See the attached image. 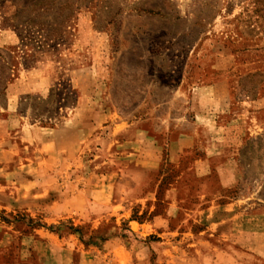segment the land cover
I'll use <instances>...</instances> for the list:
<instances>
[{
	"label": "rangeland",
	"instance_id": "374dc122",
	"mask_svg": "<svg viewBox=\"0 0 264 264\" xmlns=\"http://www.w3.org/2000/svg\"><path fill=\"white\" fill-rule=\"evenodd\" d=\"M263 180L264 0H0V264H264Z\"/></svg>",
	"mask_w": 264,
	"mask_h": 264
},
{
	"label": "crops",
	"instance_id": "0c3cea01",
	"mask_svg": "<svg viewBox=\"0 0 264 264\" xmlns=\"http://www.w3.org/2000/svg\"><path fill=\"white\" fill-rule=\"evenodd\" d=\"M222 83V81H217L214 82L213 86H211L210 88L212 89L213 93L211 95V100L213 101V104L210 106L209 110H219L222 108V102L226 101L224 95L219 94L217 92V86H219ZM214 87V88H213ZM200 89V88H199ZM224 104V103H223ZM135 142V146H136ZM138 144V143H137ZM142 147L139 146L137 149H135V155L138 156L139 162L143 164V166L145 168H150V169H154L155 166L159 163V161L161 160V154H162V150L164 149L163 146L157 144V142L155 141H146L141 143ZM168 148L170 151L173 150V148L175 147V149L179 146V152L182 151L183 145H182V141H171L169 142V144H167Z\"/></svg>",
	"mask_w": 264,
	"mask_h": 264
},
{
	"label": "trees",
	"instance_id": "16d2710c",
	"mask_svg": "<svg viewBox=\"0 0 264 264\" xmlns=\"http://www.w3.org/2000/svg\"><path fill=\"white\" fill-rule=\"evenodd\" d=\"M261 199L264 200V180H263V185H262V188H261V192L259 193Z\"/></svg>",
	"mask_w": 264,
	"mask_h": 264
}]
</instances>
